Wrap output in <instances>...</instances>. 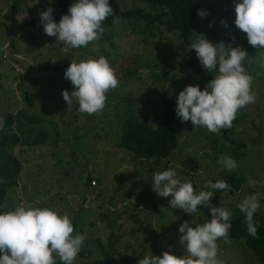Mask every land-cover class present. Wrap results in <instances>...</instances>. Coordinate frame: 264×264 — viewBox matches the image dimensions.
<instances>
[{"label": "rangeland", "instance_id": "1", "mask_svg": "<svg viewBox=\"0 0 264 264\" xmlns=\"http://www.w3.org/2000/svg\"><path fill=\"white\" fill-rule=\"evenodd\" d=\"M13 3L14 0H0V117L3 126L7 114H16L21 109L53 119L48 122L46 146L33 150L32 158L37 160L29 157L24 162L19 184L0 205V213L26 202L28 206L47 207L61 216L68 215L74 226L73 235L87 237L74 264H95L96 254L82 257L89 254L87 240L101 238L108 243L113 232L120 237L115 242V264H132L140 257L155 253L161 256L165 251L177 257L185 254L179 243V227L185 221L193 227L200 217L206 220L210 209L201 206L192 215L172 209L171 197L162 198L153 191L154 173L164 170H174L182 182L191 181L196 193L213 191L205 187L208 180L227 182L226 177L243 173L246 181L241 191L220 195L223 208L231 213L230 217L244 214L238 205L246 197L258 194L260 208L255 214L264 217V49L253 48L246 34L235 26L234 6L215 2L210 16L199 20L195 40L203 35L213 44L223 41L226 46L240 47L248 54L243 66L253 77L251 90L256 99L240 109L233 121L228 137L235 139V143L224 140L222 130L213 134L205 128H194L191 121L178 120L175 123L180 140L178 148L168 159L148 161L134 160L115 145L119 117L133 112L139 120L152 122L163 94L178 96L187 86H199L203 91L217 73H209L201 65L199 68L178 67V63L184 64V59L192 56L191 47L182 44L179 49L173 34L158 23L150 27L142 15L123 19L113 29L103 27L99 41L66 53L56 37L44 33L40 22V13L49 7L53 9V16L55 0H21L16 13ZM120 3L125 11L143 9L147 15L165 16L161 9H153L139 0H120ZM222 20L227 22V27ZM100 56L109 61L119 85L106 93V105L100 114L81 115L77 101L68 105L63 99V91L70 94L75 90L64 73L71 62ZM16 58L20 61L16 62ZM114 59L117 61L112 63ZM124 60L126 66L137 69L138 79H122L124 72L120 65ZM165 68L176 75L177 81L162 86L157 76L162 75ZM107 113L110 116L106 117ZM53 121L55 124H49ZM57 131L63 139L59 147L52 141ZM242 143L246 146L238 148ZM223 156L231 157L238 167L231 172L224 170L218 163ZM89 175L94 179L99 177L102 182L96 190L89 189L85 193L84 184ZM249 179L257 183L249 185ZM218 192L214 191L213 199ZM114 211L121 214L119 220ZM103 215H107V220H103ZM135 218L140 219L143 226L136 223ZM106 221L120 222L112 229ZM223 243L232 248L238 242ZM243 248L225 250V264H248L245 257L249 258L251 252Z\"/></svg>", "mask_w": 264, "mask_h": 264}, {"label": "clouds", "instance_id": "2", "mask_svg": "<svg viewBox=\"0 0 264 264\" xmlns=\"http://www.w3.org/2000/svg\"><path fill=\"white\" fill-rule=\"evenodd\" d=\"M235 26L246 34L248 43L255 49H264V0H240L234 2ZM49 7L40 13L44 33L56 37L63 44L62 51L70 52L99 41L104 32L103 22L114 11L109 0H77L70 5L68 14L59 22L52 16ZM204 17L206 12L198 11ZM114 17L113 23L119 22ZM227 27V22L222 20ZM194 40L190 47L195 51L203 69L217 73L201 91L199 86H187L176 99L175 113L181 123L191 121L194 128H205L213 134L222 129H230L240 109L255 102L251 90L253 77L247 73L243 62L248 54L240 47L226 46L223 41L209 42L203 35ZM98 48V45H94ZM250 62V61H249ZM64 77L74 86L70 94L63 91V99L68 105L78 102V112L83 115L100 114L106 105V93L115 90L119 80L109 61L100 56L79 63L71 62ZM3 118L0 117V128ZM226 171H234L238 165L229 156L218 161ZM249 185L257 181L249 179ZM153 191L159 197H171L172 209L194 214L198 208L210 209L211 219L202 225L189 226L185 221L178 229L179 243L184 255L177 257L165 251L161 256L152 254L139 259L138 264H223L218 258V241L229 242V222L231 213L212 206L214 191H226L230 186L225 180L206 182L205 187L213 191H194L191 181L182 182L174 170H164L153 175ZM245 214V224L249 235L256 237L257 227L254 214L260 208L258 194L246 197L239 205ZM178 219V217H176ZM68 215H59L55 210L44 207L18 204L14 210L0 213V264H74L84 241V234H75Z\"/></svg>", "mask_w": 264, "mask_h": 264}, {"label": "trees", "instance_id": "3", "mask_svg": "<svg viewBox=\"0 0 264 264\" xmlns=\"http://www.w3.org/2000/svg\"><path fill=\"white\" fill-rule=\"evenodd\" d=\"M141 3L148 5L153 9H161L164 11L165 16L161 15H147L143 9H135L125 11L122 9L120 0H109L110 5L114 11V16L108 17L102 24V27L113 29L115 25L113 23L114 17H119V22L123 19H130L133 15L136 17L142 15L145 18L148 25L152 27L154 24L158 23L165 27L169 34H173L175 37V42H178V48L182 44L191 45L195 40L196 26L199 20L202 18L198 15V11H205L207 16L213 10V4L215 2H222L223 6H234V2L238 3L240 0H139ZM77 2V0H55V4L52 7L55 9L53 13L54 21L59 22L63 15L68 14V9L71 4ZM21 0H14L12 5L13 12L16 13L20 10ZM137 19V18H136ZM192 56L190 58L184 59V64L178 63V67L196 66L199 68L201 65L197 61V56L194 50L191 51ZM19 62V59H15ZM115 63L117 59L111 60ZM125 60L120 65L124 74L122 79H138L137 69L133 70L129 65H125ZM155 68L156 65H155ZM155 75V76H154ZM156 74L153 77L156 78ZM160 82L163 84L167 82L174 83L177 81L176 75L170 72V69H163V73L160 76ZM22 79L26 81V77L22 76ZM21 88L24 89V87ZM37 89V88H35ZM177 96H161V105L157 114L152 116V122L147 120H139L138 117L133 112H127L124 114L123 118L119 117L117 122V142L116 146L120 148L123 152L129 154L134 160H165L168 159L171 154L178 148L180 143L178 132L175 123L179 120L175 113ZM124 100V97H123ZM132 102H134L131 99ZM132 105V104H130ZM113 110L114 107H111ZM36 114V113H35ZM105 116H110L108 113ZM53 119V118H52ZM52 119H45L40 117L39 114L34 115L30 113L27 109H21L16 114L9 113L4 118V126L0 131V205H3L8 199V194L11 190L15 189L24 170L25 161L32 158L33 150L42 145L46 146L47 140L49 138L48 133V122ZM49 124H55L49 123ZM16 127V130L15 128ZM223 134L227 140L231 143H235V139L228 137L231 132L230 129H222ZM53 139L54 143H57V147L60 146L59 142H63L60 133L57 131ZM250 141V140H249ZM54 146V145H53ZM246 146L245 143L239 144V147ZM224 145H222L221 150H223ZM17 148H20L18 151ZM22 148V149H21ZM44 148V147H43ZM17 149V151H16ZM32 151V152H31ZM35 159V158H32ZM31 159V161H32ZM37 160V159H35ZM38 164V163H37ZM39 167V166H38ZM79 177V176H77ZM227 183L230 186L229 190L219 191L213 199L212 206L222 207L224 203L219 199L220 195H227L230 193L239 192L242 189L243 184L246 181V177L243 173H234L228 177ZM94 180L92 176H88L84 184L85 190L92 189L96 190L97 187H92L91 182ZM98 185L101 184L102 180L96 177ZM80 192V191H78ZM157 209V207H155ZM118 216L119 220L121 214L118 211H114ZM119 213V214H118ZM103 220H107V215L102 216ZM203 218V217H202ZM200 217L199 221L193 225H202L205 222L210 221L211 216L204 220ZM109 226L113 229V226L119 224L120 221H106ZM136 223L142 225L140 219L135 218ZM229 222L231 223V229L229 231V240L238 242L231 248L227 247L223 243V239H220L217 243L219 245V255L220 260H224L223 264L227 261L225 250L239 251L238 248L245 249L250 255L246 258L247 263L251 264H264V217L259 214H254V222L257 227V235L253 237L249 235L247 227L245 224V214L233 215L230 217ZM75 235V234H74ZM120 237L115 236L114 232L111 234V238L108 243L102 241L101 238L95 240H87L89 245L87 255H82V257L88 258L89 255L96 254L97 259L94 261L95 264H115L116 258V247L115 242L118 241ZM154 256H160L159 253L152 254ZM144 257H140L142 259ZM139 259L135 260L132 264H138ZM250 259H252L250 261ZM57 264L60 261L56 258ZM227 263V262H226Z\"/></svg>", "mask_w": 264, "mask_h": 264}, {"label": "built area", "instance_id": "4", "mask_svg": "<svg viewBox=\"0 0 264 264\" xmlns=\"http://www.w3.org/2000/svg\"><path fill=\"white\" fill-rule=\"evenodd\" d=\"M91 186L92 187H97L98 186V182H97V180H93L92 182H91Z\"/></svg>", "mask_w": 264, "mask_h": 264}]
</instances>
